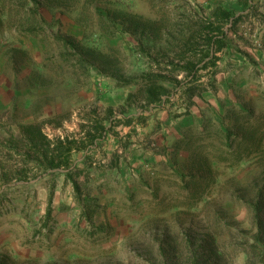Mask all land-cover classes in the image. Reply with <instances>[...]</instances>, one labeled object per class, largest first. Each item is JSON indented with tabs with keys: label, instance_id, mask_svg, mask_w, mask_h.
Returning a JSON list of instances; mask_svg holds the SVG:
<instances>
[{
	"label": "rangeland",
	"instance_id": "374dc122",
	"mask_svg": "<svg viewBox=\"0 0 264 264\" xmlns=\"http://www.w3.org/2000/svg\"><path fill=\"white\" fill-rule=\"evenodd\" d=\"M215 6L241 17L204 90L188 106L179 72L141 107L137 81ZM109 106L134 120L71 153L79 190L63 167L19 174L21 126L80 135ZM0 264H264V0H0Z\"/></svg>",
	"mask_w": 264,
	"mask_h": 264
},
{
	"label": "trees",
	"instance_id": "16d2710c",
	"mask_svg": "<svg viewBox=\"0 0 264 264\" xmlns=\"http://www.w3.org/2000/svg\"><path fill=\"white\" fill-rule=\"evenodd\" d=\"M249 0H239L240 3L246 4ZM210 18L201 21L200 42H191L190 39L185 44L186 49L181 53L182 56L176 62L174 59H168L167 62L160 66V70L166 73H154L152 71L144 73L141 81H137V91L134 93L141 107L161 102L163 96L168 97L172 90L181 85L182 80L176 78V73L185 72L184 93L189 103L192 104V96L199 93L204 88L200 87L199 70L206 69L210 64L214 65L216 60L215 53L225 46L226 30L225 25L230 24V29H234L240 20V14L236 15L231 9L222 6H215L210 13ZM193 38H195L193 36ZM72 44L70 41H66ZM193 49L192 55H186ZM168 68V69H167ZM167 69V70H166ZM130 80L122 81L121 84H129ZM167 82L171 86H167ZM135 84V83H134ZM130 93L128 100L133 96ZM145 119L142 117L140 120ZM53 120V119H51ZM133 117L117 118L112 107L104 108L101 115L96 109L92 110L87 117V121L81 124V134L76 133L65 134L64 136H56L49 138L42 130L41 124L29 123L21 126L23 131L22 141L26 149L21 153L24 156V165L19 168V174L27 175L29 169L26 166L34 165L37 169L47 170L56 168H66L71 172L74 167L71 166V153L75 151H83L101 144L106 135L111 132L116 134L114 128L119 124H130ZM54 121V120H53ZM58 125L59 121H55ZM99 142V143H98ZM18 146V145H17ZM13 147L16 151L19 147ZM66 172V177L71 178L74 189L79 190V182L75 179V175H80L82 169H76V173Z\"/></svg>",
	"mask_w": 264,
	"mask_h": 264
}]
</instances>
